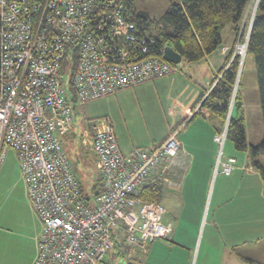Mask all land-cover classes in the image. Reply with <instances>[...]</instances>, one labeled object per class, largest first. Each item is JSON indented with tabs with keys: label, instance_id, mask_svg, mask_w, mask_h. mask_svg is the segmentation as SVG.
I'll list each match as a JSON object with an SVG mask.
<instances>
[{
	"label": "built area",
	"instance_id": "1",
	"mask_svg": "<svg viewBox=\"0 0 264 264\" xmlns=\"http://www.w3.org/2000/svg\"><path fill=\"white\" fill-rule=\"evenodd\" d=\"M133 2L0 0V166L14 151L40 223L31 264H104L117 241L124 249L146 250L154 240L169 239L165 206L143 200L140 189L172 183L178 134L222 72L191 114L156 145L122 153L107 116L89 122L80 141L94 154L102 181L91 206L62 146V136L75 126L72 106L175 72L181 63L163 59L165 47L160 55L149 51L155 27H142ZM251 22L252 15L244 42L239 35L218 52L230 60L243 56ZM71 89L74 100L68 98ZM213 139L219 157L226 127ZM219 165L229 175L236 159L217 158Z\"/></svg>",
	"mask_w": 264,
	"mask_h": 264
},
{
	"label": "rangeland",
	"instance_id": "2",
	"mask_svg": "<svg viewBox=\"0 0 264 264\" xmlns=\"http://www.w3.org/2000/svg\"><path fill=\"white\" fill-rule=\"evenodd\" d=\"M256 3L257 0H253L245 14L247 28ZM168 5V0H134L133 2L134 9L145 11L151 19L162 16ZM246 31L247 29L241 31V42L245 41ZM248 37L249 34L246 43ZM236 57L238 80L235 95L237 91L243 103L237 115L242 114L244 117L247 144L256 147L263 139L264 129L253 57L247 53V50L243 56L236 55ZM232 60L229 59L228 64ZM187 64L189 63L182 60L174 73L183 74ZM209 81L210 79L202 86L201 92L208 86ZM179 83L180 81L177 85ZM234 87L235 82L233 89ZM139 88L142 92L140 96H143L142 103L137 101L134 88L131 87L130 91L124 92V95H128V101L122 108L117 103H113L114 95L100 97L77 106L78 112L74 115L76 137L73 138V149L69 147L66 149L65 141L62 142V146L73 171L86 189L98 175L92 161L94 154L90 152L88 145L84 146L80 141L81 131L91 120L107 115L122 120V125L116 124V129L118 131L123 129L126 133L125 137H122L123 140L131 144L150 137V131H163L183 112L181 109L177 110L176 104L172 105L169 99L172 97L178 105L180 102L184 104L186 94L182 92L178 95L181 92L179 89L171 94L161 93L157 82L153 83L152 80ZM231 102L230 99L223 129L229 120V112L231 114L233 111ZM195 125H198V122ZM222 151L223 154L217 157L221 163L228 156H234L236 159V169L230 175L220 172L221 165L217 169L213 167L204 200L194 196L187 198L183 209L179 205L175 207V202L172 208L165 207L167 211L164 218L172 221L174 230L178 234V239H173V242L183 245L184 252H181L183 260L180 264L186 262L187 264H220L225 256H234L236 258L234 264H264V193L261 176L252 165L249 148L237 149L233 141L227 138ZM255 158L264 167V151L258 150ZM251 165L252 173L247 171L248 166ZM166 198L162 203L164 206L170 203L169 198L165 203ZM89 202L94 203V196ZM34 216L39 221L26 195L15 152L8 150L0 166V264H28L35 256ZM157 241L159 246L151 253L125 248L127 260L133 264L152 261L164 264V257L158 254L167 256L170 251L159 243L167 241ZM176 250L174 253L177 252Z\"/></svg>",
	"mask_w": 264,
	"mask_h": 264
},
{
	"label": "trees",
	"instance_id": "3",
	"mask_svg": "<svg viewBox=\"0 0 264 264\" xmlns=\"http://www.w3.org/2000/svg\"><path fill=\"white\" fill-rule=\"evenodd\" d=\"M32 1L38 2L41 0ZM168 1L169 5L165 13L158 19H151L145 11L134 9L135 18L142 24V27L144 25L155 27V43L150 45L148 49L154 52V54L160 55V50L163 47L171 46L181 55L183 61L196 62L203 59L206 55L215 52L222 45L220 32L226 25L231 24L234 26L237 37L241 34L242 30L247 29V23L244 17L253 0ZM247 53L253 57L264 129V0H257L256 3L250 24ZM235 57L228 64L230 54L226 55L224 64L219 69V72H222L221 77L216 81L204 99H202L204 92H200L197 100L182 121L191 114L202 99L197 111L191 115L190 119L197 115H206L212 120L214 131L216 133L222 131L237 75L238 58ZM68 98L69 100H74L72 89ZM240 108L241 97L236 91L232 105L233 111L229 116L227 124L226 139L229 138L232 140L237 149L246 150L249 148L251 152L250 159L252 165L261 176L264 193V167L255 158L258 150L264 151V136L260 144L256 147L247 144L244 117L242 114L241 116L237 115ZM72 111L73 115H76L78 112L77 106H72ZM75 137L74 129L62 136V142L64 143L65 141L66 149L67 147L71 150L73 149V138ZM92 161L95 164V156ZM101 188L102 181L99 175L87 187L88 190L82 184L83 193L87 194L89 199H91L95 191ZM162 192V186L148 184L141 187L140 197L146 201L161 202ZM89 205L91 206L90 203ZM119 260L125 261L126 264H133L127 260L126 250L122 247V243L117 241L114 247L105 255L103 263L117 264ZM141 264L149 263L142 262Z\"/></svg>",
	"mask_w": 264,
	"mask_h": 264
},
{
	"label": "crops",
	"instance_id": "4",
	"mask_svg": "<svg viewBox=\"0 0 264 264\" xmlns=\"http://www.w3.org/2000/svg\"><path fill=\"white\" fill-rule=\"evenodd\" d=\"M220 38L222 45L233 44L238 38L234 26L231 24L226 25L220 32ZM225 58L226 55H221L217 50L209 55H206L199 61L187 62L189 64L185 66L186 71L183 72V74L172 72L152 80L153 83L157 82L158 86L160 87L161 93L171 94L177 89L181 91L178 95L184 92V94H186V102L184 104L183 102H180L178 105L175 101H173L172 97H170L169 99H171L172 105L175 103L176 109H181V111L183 112L175 118V122H171V124H168V127H166L163 131H150V137L143 138L141 142L130 144L129 142L123 140L122 137H125L126 133L123 129L119 131L116 129V124L122 125V120L114 119L111 118L112 115H107L120 151L122 153H127L135 146H151L163 141L169 134V132L185 117L186 113L197 100L201 92V88L206 83V81L209 79L211 80L218 73L219 69L224 64ZM179 81L180 83L179 85H177ZM146 83L147 82L140 83L132 87L134 88L133 91L134 93H136L137 101L139 103L144 102L143 96H140L142 92L140 91L141 89L139 87H144ZM129 89L131 88L122 89L113 94H110V96L114 95L113 103H117V105H119L121 108L122 106H125L126 102L128 101V95H124V92L130 91ZM104 97H109V95H106ZM242 105L243 103L241 99V107ZM143 108L145 109V106H143ZM196 122H198V125H195ZM215 133L216 132L214 131L212 120L206 115H197L193 117L189 122L186 123L183 130L179 132L178 140L180 142V150L172 167V183L170 185H165L162 192V203L165 197H167L165 199V203L168 201V198L170 199L169 205H165V207L172 208V204L173 202H175V207L179 205L183 209L186 206L187 198H193L194 196H199L204 200L208 192L212 169L216 167L215 162L219 151L218 145L213 139V135ZM94 165L96 167V162ZM247 171L250 173L253 172L252 165L248 166ZM166 219L170 220L168 218ZM34 221L36 222L35 236L37 237L40 230V223L39 221H37L35 216ZM177 237L178 234L174 230V225L172 223V230L170 232L169 239L166 240L167 242L159 243L163 245V247L167 248V251H170V254H167V256L158 254V256L164 257V264H180L183 260L181 253L184 252L183 245L173 242V239H176ZM157 240L152 241L145 251L141 250L138 247H134L132 249H134L135 251H143L145 253H148L149 251V253H151L153 250H157L159 246L156 243L158 242ZM175 249H177V255L176 253H174ZM34 257L35 256L32 257L28 264L32 263ZM235 260L236 258L234 256H225L224 259L220 261V264H234ZM146 263L158 264L154 261Z\"/></svg>",
	"mask_w": 264,
	"mask_h": 264
},
{
	"label": "water",
	"instance_id": "5",
	"mask_svg": "<svg viewBox=\"0 0 264 264\" xmlns=\"http://www.w3.org/2000/svg\"><path fill=\"white\" fill-rule=\"evenodd\" d=\"M254 11H255V9L253 10V14H254ZM253 14H252V18H253ZM248 34H249V32H248ZM162 57H163V59H165L166 61H169L171 63H179L181 61V59H182L181 55L176 50H174L171 46H166L163 49ZM237 80H238V78L235 81V87L233 89V94L231 96L232 97L231 98V101H232L231 103H233V100H234V97H235V89H236V86H237ZM228 115H230V112H229ZM227 124H228V122H227ZM227 124L225 126L226 128H227ZM95 193H97V191H95ZM88 198H89V196L85 195V199H88ZM117 264H126V262L119 260V262Z\"/></svg>",
	"mask_w": 264,
	"mask_h": 264
}]
</instances>
